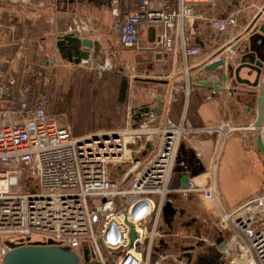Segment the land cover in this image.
Wrapping results in <instances>:
<instances>
[{
	"label": "built area",
	"instance_id": "obj_1",
	"mask_svg": "<svg viewBox=\"0 0 264 264\" xmlns=\"http://www.w3.org/2000/svg\"><path fill=\"white\" fill-rule=\"evenodd\" d=\"M11 1L26 4L32 0ZM103 2L115 20L123 48L149 49L157 55L165 52L183 60L187 91L188 60L202 52V47L189 38L200 34L198 24L210 29L203 43L216 40L217 49L227 50V57L233 59L240 56L233 50L238 43L227 46L224 39L235 34L249 15L253 32H259L264 24V0H234V11L220 16H207L200 10L217 6L220 0ZM227 57L215 55L205 65L220 59L228 64ZM218 68L227 71L222 65ZM204 79L211 86L222 84L218 75ZM49 93L48 84L33 94L31 83L24 82L15 96L0 83L1 256L17 246L41 243L76 252L79 264H85L86 249L94 264H188V257L172 260L162 249L163 239L170 236L172 228L165 224L163 230L164 208L168 202L174 205V193L188 198L198 192L216 202L217 226L231 232L227 247L239 248V264H264V193L227 210L216 185L226 140L242 127L224 122L215 127L190 128L184 120H160L156 112L142 113L135 120L133 116L139 111L130 107L126 130L76 136L70 125L49 114ZM195 132L218 134L217 150L207 172L210 184L199 186L193 177L185 187L174 186L181 145ZM125 134L130 137L128 143ZM32 235L42 236L43 241H32Z\"/></svg>",
	"mask_w": 264,
	"mask_h": 264
},
{
	"label": "crops",
	"instance_id": "obj_2",
	"mask_svg": "<svg viewBox=\"0 0 264 264\" xmlns=\"http://www.w3.org/2000/svg\"><path fill=\"white\" fill-rule=\"evenodd\" d=\"M88 4H93V2H88ZM86 5L87 3H83V0H32L26 4L0 0V83L7 86L15 96L19 95L24 82L31 83L33 94L38 93L43 84H48L50 93L47 110L57 120L60 117L52 114L51 111L54 98L52 95L54 85L51 89V84H68L65 81L72 78L76 68H82L85 65V63L77 65L61 58L56 46L60 35L79 30L82 37H89L98 41L100 45L102 44L98 60L92 65L97 71L105 70L107 66L105 64L110 63L114 58L116 60L113 62H118L119 66H117L121 73L125 75L130 73L129 64L121 58L122 52L116 53L110 46L105 51L102 39H95L85 34V30L90 26V16H82L83 6ZM218 6L219 4L213 7H202L200 10L207 16L219 15ZM92 21H94L93 18ZM251 22L249 19L241 21L236 33L224 39V45L228 46L237 41L238 51L240 54L241 51L244 52L245 43L253 33ZM198 26L200 34L196 37L192 36L194 39L191 38V42L199 44L202 52L188 60L190 66L189 91H187L188 83L183 71V60L179 56L174 57L169 54L171 60H166V62L158 60L160 63H167L169 70L165 71L164 66L155 69L157 70L155 74H158L156 78L163 79L164 82H157L159 80L155 81L150 77H147L148 79L144 77V80H136L134 77L132 80L136 82L132 83L127 93L129 99L126 107V121L130 107L132 110L139 111L141 107L147 106L152 110L161 108V111L157 112L160 120L167 117L172 118L176 123L184 120L185 126L190 128L215 127L224 122L242 127L226 140L217 173V188L226 209L231 210L264 193V154L257 145L258 128H251V126L257 127V103L260 89L253 91L248 85L241 84L235 79H229L223 84L225 90L218 89L220 86L201 84L204 78H211L213 75L223 76V68L205 71L202 67L210 57L215 55L221 58L227 57L228 51L220 52L221 50L217 49L219 44L214 39L206 44L203 43L204 39L210 36V29L204 23ZM116 35L118 47L125 49L118 41L117 29ZM156 57L161 58L162 54ZM239 57L238 55L233 59L228 56L227 60L237 66ZM51 58H54L56 62L54 63ZM41 71L45 74L39 76ZM49 74L53 79L47 78ZM241 76L254 80V75L249 76L247 69L242 70ZM137 113L136 116H138ZM100 116L99 113L98 117ZM113 117L116 120L121 119L118 114H114ZM63 124L70 125L69 123ZM262 134L264 138V117ZM217 141L218 134L211 132L190 133L183 140L187 149L199 155L197 158L204 165V170L194 177L199 186L210 184L207 172L210 158L217 150ZM182 178L183 175L176 172L173 185L181 187ZM177 195L181 196L179 193H174L171 195L172 199L174 200ZM185 199L188 202L187 206L177 208L178 213L172 221V230L174 231L175 226L179 230L177 233L174 232L175 235L180 233V216L183 218L186 216L188 218L187 227L195 231L197 239L208 240L204 244L202 242L203 245L214 247L216 243L218 250H221L220 245L226 242L223 250L219 251L222 254L221 264H239V248L234 246L229 249L227 247L231 232L222 231L217 226L216 202L204 199L198 192L192 193ZM170 238L167 237L166 240L170 241ZM185 248L184 250H187L186 246ZM193 254L196 255V251Z\"/></svg>",
	"mask_w": 264,
	"mask_h": 264
},
{
	"label": "rangeland",
	"instance_id": "obj_3",
	"mask_svg": "<svg viewBox=\"0 0 264 264\" xmlns=\"http://www.w3.org/2000/svg\"><path fill=\"white\" fill-rule=\"evenodd\" d=\"M220 1L221 3L218 6L219 16L231 10L232 12L234 11L236 7L234 0ZM88 2H93V4H88ZM83 3H87V5L85 7L83 6L82 16H90V26L89 29L87 28L85 30V34L95 39H102L105 45V51L108 50L106 48L110 46L116 53L122 52L121 58L129 64L130 73L126 75L121 73L118 69V62H113L116 60L114 58L110 63L105 64V66L107 65L105 70L97 71V69L87 64L82 68H76L72 78L65 81L68 84H51V89H53L52 87L54 85V89L52 90V95H54L52 100L53 106L51 108L52 114L60 117L58 120L61 123H69L76 136L109 129L126 130V107L127 100L129 99L127 93L132 87V83L135 84L136 82L132 81L134 79L132 76H134L136 80H144V77H150L155 81L159 80L157 82H164L162 81L163 79L156 78L158 74H155L157 71L155 69L164 66L165 71H168L169 66L167 63H160L158 60H164V62H166V60H171V56L162 52V57L157 58V53L149 49L136 51L119 48L116 43L115 20L110 13H108L103 0H83ZM217 3L218 2H215V5ZM92 18L94 21H92ZM249 18L252 17L249 15L246 19ZM161 29L162 27L159 26L158 31ZM189 38H192V36H189ZM47 78L53 79L52 75ZM122 81L127 82V92L124 101L120 100V86ZM99 113L101 114L100 117H98ZM113 113L120 115L121 119L116 120L113 117ZM138 145L137 143L132 146ZM147 153L148 151L142 153V158ZM32 181L34 186L35 181ZM187 204V200L182 196L177 195L174 197V205L176 208H184ZM179 223L180 233L175 235V233L179 231L175 226L174 231L171 228V233L168 237H171L169 239L170 241L163 239L164 244L162 245V249L172 260H178L179 256H185L187 258L184 250L186 249L185 246L189 248L195 245L196 249L194 251H196V253L204 249V245L202 241L197 239L198 236L195 231L187 227L188 218L186 216H184V218L180 216ZM31 238L32 241H43V237L40 235H32ZM3 241L4 236L0 235V247ZM195 242L198 243L195 244ZM198 245H200V248H198ZM2 257L3 256L0 254V264Z\"/></svg>",
	"mask_w": 264,
	"mask_h": 264
},
{
	"label": "water",
	"instance_id": "obj_4",
	"mask_svg": "<svg viewBox=\"0 0 264 264\" xmlns=\"http://www.w3.org/2000/svg\"><path fill=\"white\" fill-rule=\"evenodd\" d=\"M253 32L252 37L245 43V51L242 52L237 59V66L232 63L226 64L224 59L217 60L204 66L205 71L217 70L220 65L226 68L222 76V84L226 83L229 79H235V81L248 85L253 91L260 89V96L258 99V119H257V145L261 152L264 154V138L262 134L263 127V107H264V24L259 27V32ZM256 34V35H255ZM255 35V36H254ZM57 49L62 59L79 64H87L92 66L97 62L101 45L98 41L89 37H82L79 30H74L66 34L60 35L56 43ZM239 43L233 47V50H238ZM243 69L249 71V76L254 75V80L249 78H243L241 72ZM211 84L208 80H202L201 84ZM219 82H215L218 84ZM220 85V90H225V86ZM212 85V84H211ZM253 91L251 93H253ZM161 108L156 110L141 107L139 109L138 116L135 120L139 119L142 113L149 114L150 112H159ZM204 170V165L197 158L195 152L191 149H187L186 145L182 143L181 150L177 160L176 172L183 175L181 187H185L190 178H193L200 174ZM178 211L177 208L168 202L164 208V231L166 230L165 224L171 226L172 221L175 219ZM182 213V211H181ZM226 245L224 241L220 245V249H223ZM200 245H198L199 248ZM196 246L193 245L187 248V257L189 251H194ZM220 251V250H219ZM217 251L216 258L220 259L222 254ZM85 264H92L89 258V251L85 250ZM79 256L76 252L62 248L53 244H24L17 246L9 251L3 259L2 264H79ZM191 258L188 259L190 264ZM216 264H221L217 262Z\"/></svg>",
	"mask_w": 264,
	"mask_h": 264
},
{
	"label": "flooded vegetation",
	"instance_id": "obj_5",
	"mask_svg": "<svg viewBox=\"0 0 264 264\" xmlns=\"http://www.w3.org/2000/svg\"><path fill=\"white\" fill-rule=\"evenodd\" d=\"M217 251L219 250L216 246L207 247L206 245H204L203 251L196 253V255L191 253L192 251L188 253V259L191 258L190 264H216L217 262L222 261V257L220 259L216 258ZM89 258L92 264H94L93 257L91 254H89Z\"/></svg>",
	"mask_w": 264,
	"mask_h": 264
},
{
	"label": "trees",
	"instance_id": "obj_6",
	"mask_svg": "<svg viewBox=\"0 0 264 264\" xmlns=\"http://www.w3.org/2000/svg\"><path fill=\"white\" fill-rule=\"evenodd\" d=\"M127 92V82L122 81L120 86V100L124 101Z\"/></svg>",
	"mask_w": 264,
	"mask_h": 264
},
{
	"label": "bare ground",
	"instance_id": "obj_7",
	"mask_svg": "<svg viewBox=\"0 0 264 264\" xmlns=\"http://www.w3.org/2000/svg\"><path fill=\"white\" fill-rule=\"evenodd\" d=\"M126 136H125V138H126V142L128 143L129 142V136H127V134H125ZM127 152H129V147H127ZM3 259H4V256L2 257V260H1V264H2V262H3Z\"/></svg>",
	"mask_w": 264,
	"mask_h": 264
}]
</instances>
